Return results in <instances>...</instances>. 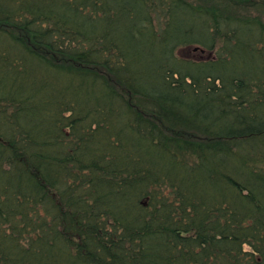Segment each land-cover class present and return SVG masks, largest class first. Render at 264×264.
<instances>
[{"label": "trees", "instance_id": "16d2710c", "mask_svg": "<svg viewBox=\"0 0 264 264\" xmlns=\"http://www.w3.org/2000/svg\"><path fill=\"white\" fill-rule=\"evenodd\" d=\"M0 264H264V21L0 0Z\"/></svg>", "mask_w": 264, "mask_h": 264}, {"label": "rangeland", "instance_id": "374dc122", "mask_svg": "<svg viewBox=\"0 0 264 264\" xmlns=\"http://www.w3.org/2000/svg\"><path fill=\"white\" fill-rule=\"evenodd\" d=\"M194 4L199 3L201 5H205L206 7H209L210 5H215L218 8L225 9L229 15H237L240 17H247L251 19H257L264 21V1H259L255 5L250 6L247 10L242 9V6L234 5L228 1L224 0H190ZM197 47H192V49L196 52ZM201 50V48H199ZM203 50V49H202ZM200 53V52H199ZM196 54V53H195ZM178 55L181 57H187L191 58L193 56V53H183L182 55L178 52ZM197 56H200V54L197 53Z\"/></svg>", "mask_w": 264, "mask_h": 264}, {"label": "water", "instance_id": "95a60500", "mask_svg": "<svg viewBox=\"0 0 264 264\" xmlns=\"http://www.w3.org/2000/svg\"><path fill=\"white\" fill-rule=\"evenodd\" d=\"M196 51L198 50V48L195 49Z\"/></svg>", "mask_w": 264, "mask_h": 264}]
</instances>
